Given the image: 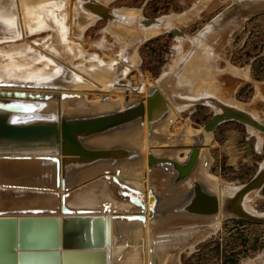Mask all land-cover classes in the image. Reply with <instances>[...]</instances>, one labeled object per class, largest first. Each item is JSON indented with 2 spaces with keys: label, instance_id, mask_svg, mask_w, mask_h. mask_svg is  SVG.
<instances>
[{
  "label": "water",
  "instance_id": "1",
  "mask_svg": "<svg viewBox=\"0 0 264 264\" xmlns=\"http://www.w3.org/2000/svg\"><path fill=\"white\" fill-rule=\"evenodd\" d=\"M82 1L84 7L90 9L93 14L104 19L111 18L112 8L102 7L92 0ZM246 1H248L249 8L243 14L264 12V0ZM242 6V2H236V5H232L228 9L229 11L227 10L228 13L224 14L229 15L233 12L234 7L241 8ZM160 20H162L161 17L143 18L139 20V24L142 27L164 28L165 26ZM165 32L170 33L173 37L186 38L175 27H170ZM193 49L194 47H192ZM187 59L188 56L176 67L172 75L186 63ZM25 95L17 92L8 94L5 91H0V98L2 96H7L8 99H13V97L15 99L31 98L30 94ZM46 98L47 96L44 97V99ZM125 100L127 103L122 109L100 110L76 115L63 114L61 123L55 117L31 119L23 123L16 121V119L12 120L14 117L12 111L24 113L31 112V110H25L24 105L15 102L0 100V160H11L10 156H14L19 160H21L20 158L29 160L28 154L36 153L37 156L46 154L48 156L46 160L51 161L55 166L54 182L56 186L59 185L60 162L56 157L50 155L56 156L59 152L69 156L67 159H63L62 163L67 175L72 173L77 177L76 179L73 178V183H75L71 187L90 180L100 172L91 171L95 174L91 178H87L89 172L81 175V173H84L82 172L83 169L99 168L108 173L114 171L117 175H128L132 163L137 164L144 159L142 151L129 141L111 148L86 144V141L95 139V136L106 134L116 127L124 128V131H126L125 136H127L137 129L140 130L146 122L149 146L147 153V201L150 220L149 264L163 263L164 258L162 255L164 254L159 251L161 243L158 240L168 236L171 241V259L167 262L169 264L189 245L197 243L200 241V237L214 231L220 210L226 213L227 216L251 223L264 224V216L252 215L245 212L240 206L243 197L247 193L253 190L258 191L264 185V165L260 167L248 183L240 189H236L232 193V197L228 196L221 199L218 183L208 174L210 159L207 151L209 134L225 121H237L263 134L264 124L257 121L251 114L222 104L216 98L210 96L206 99L190 100L193 104H205L204 101L206 100L219 108V112L212 115L203 126V129L188 130L183 128L178 132H169L168 128L173 121L174 114L166 96L157 84L147 86L145 99L140 98L129 101L126 98ZM183 101L190 102L188 98H184ZM13 106L15 108H12ZM151 148H158V151H153ZM183 149H186L185 153ZM124 161L127 164L122 166ZM102 167L104 169H101ZM21 182L14 179L11 183L5 184L2 182L0 194L6 199L3 203L5 207L1 208L4 211H0V216L7 213L27 215L54 212L40 205L22 206L18 203H11L10 201L16 199L21 201L23 196L20 195L23 194V191H39V189L45 191V188L35 181L26 182V184H21ZM114 182L122 190L124 189L132 195H138V192L133 189L132 182H126L125 179L121 178H119V182L114 179ZM67 187L63 188L64 191L68 190ZM92 192L96 194L98 201L105 198L94 190ZM114 192L115 197L127 195L126 192L119 194H117V191ZM85 193L87 191H82L79 195L84 196ZM27 194L31 193L28 192ZM67 196L69 195H66V198ZM130 199L133 205L144 209V199L139 200L135 196ZM110 203L107 201L98 204L95 211L78 206L80 208L76 212L80 214L96 212L99 214L111 211L115 214L118 209ZM70 205L72 206L73 202ZM61 210L64 213L68 212V206L65 203L62 204ZM113 220H117L118 223L126 220L143 221L144 216H133L129 219L117 217ZM17 223V247L19 251L17 254L15 251L11 252L14 255L11 264H23L25 258L36 257V255L41 257L43 255L54 256L56 259L54 264H60V260L61 264L67 262L70 264H105V253L102 249L109 246L108 217H69L65 221L62 237L57 218L23 216L17 219ZM15 227L16 219L14 217H0V230L5 231L11 249L14 246V241H16ZM61 241L64 249L61 255L50 251L54 245H60ZM113 243H124L125 248L118 257L113 259L112 264H145V256L141 251L145 248L143 237L134 241L127 236L114 235ZM138 243L142 247L139 246V251H134L133 247ZM8 264L10 263L8 262Z\"/></svg>",
  "mask_w": 264,
  "mask_h": 264
},
{
  "label": "bare ground",
  "instance_id": "2",
  "mask_svg": "<svg viewBox=\"0 0 264 264\" xmlns=\"http://www.w3.org/2000/svg\"><path fill=\"white\" fill-rule=\"evenodd\" d=\"M35 1L36 2L31 3V2H27L26 0H14V1L12 0L10 4L11 6L10 5L6 7L0 6V32H4L7 35L2 37V39H6V41H4L6 42L5 47L0 46V91H5L8 94H13L14 92L22 93L26 95L30 94L31 96V98H21V99L18 98L15 99V97H13V99H8L7 96H2L4 98L1 97L0 100L9 101L11 103L15 102L16 104L24 105L25 110H31V112L27 111L24 113H20V112L16 113L12 111V113H14L13 115L14 117L12 118V120L16 119V121L21 123L31 119H37V118L45 119L50 117L57 118L58 121L61 123L63 114L76 115V114H83V113L95 112L100 110L122 109L127 103L125 100L126 98H128L129 101L140 98H144V99L146 98L147 86L152 85L153 83L141 82L137 84V86H132L127 83H122L120 79L117 78L116 73L115 76L113 75L114 74L112 73L113 71L110 73L112 74L111 78L109 77L105 78V76L102 77L100 72L102 71L103 65H106L107 62H105L102 58H99L95 54H88L86 50L78 46L79 45L78 43L73 42L71 40L72 37L74 36L79 40L78 37L82 36V33L86 29L94 25L98 20L101 19L107 22L106 28L102 30V36L105 39L104 46L105 47L107 46L108 44L107 38L110 36H114V38L116 37L117 39L116 44L120 45L119 46L120 50H118L119 51L118 56L119 58H121V61L124 62L126 69L121 67L123 65H120L121 68L118 65L117 66L120 68L119 72L121 71L123 76L131 69L137 67L138 61L140 59L136 53L137 52L136 49L140 43L162 35L170 27H175L179 29L178 27L181 24L180 23L178 24L177 22H183V21H177L175 23V17L174 15L171 14V16L169 15L167 17L162 18V20H160L164 24L165 26L164 28L142 27L139 24V20L143 18L137 11L131 9L112 8L111 18L104 19L99 17L98 15L93 14L90 11V9L85 8L84 2L82 0H35ZM92 1L97 4H100L102 7L110 8L109 3L113 0H92ZM243 3H244L243 6L238 12L239 15L236 14L235 18H237L238 16L239 17L241 16L240 19L242 18V16L246 17V15L243 13L247 8H249V4L248 1ZM235 18L232 17L231 20L228 19V22H225L223 20V22H225L226 24L225 23H223L224 25L221 24L223 25L224 28L221 26L219 31H217L218 30L217 28H213L212 30L214 31L215 29H217L216 32H212L211 30L208 31L206 30V31L208 33L209 31H211L210 35L214 33L213 35L218 36L219 38L225 37L227 33L230 34L231 32H233V31L230 32V30L235 27L234 25L236 22V20H234ZM245 19H243V21ZM238 22L242 23L240 20L237 21V23ZM68 27H70V29H68L69 32H67L66 30ZM43 31L50 32V34L46 36L47 38H45L44 40L48 39L49 37L53 38L56 41L51 39L52 42L54 41L55 44L56 42H58L61 45V47H57L58 46L57 44H56L57 46L55 45V47L53 44L51 46L50 45L51 43L49 44V42H47L49 41V39L46 41L48 46H45L44 40H43L44 43L40 41L27 40L28 37ZM208 33H206L205 36H207ZM77 34H79V36ZM229 36L230 35H228V37ZM122 39L128 42L127 45L128 47L126 49L127 51L125 50L126 44H122L123 41ZM182 39L184 38H181V40ZM188 57L189 58L186 60V63L182 68L183 71H187L186 72L187 77H189V74L191 76L192 72L190 71L196 68L197 66L201 67L202 68L201 71H204L202 72L204 73L203 75H206L203 81H198V80L193 81L190 79L192 83L195 84L196 88L194 91L192 92L190 91V95L192 97H188L189 101L206 99L207 97L211 96L216 98L222 104H226L246 112V110L243 108L244 106L241 107L235 102V99L232 96V91L229 88L230 85L229 87L228 84L223 86L219 81L221 80V78L223 77L225 78L227 70L224 72V71L212 69V66L209 64L208 61L209 59L203 60L204 59L203 58L202 62L199 61L200 59H198L199 55L197 50L196 51L194 50L190 56L188 55ZM59 67L62 68V70L66 71L68 73V76H70L68 77L67 83L65 82V84L60 87L59 86L55 87L51 85V82L46 83V79L49 78V76L54 75L58 71ZM198 71L196 72L197 74ZM232 73H234V70L232 71ZM193 74H195V72ZM168 75L169 74H165L164 78L165 76ZM239 75H242V73ZM195 76L196 75H194V77ZM195 79H197V77ZM198 79L200 78L198 77ZM161 82L162 80L160 81V83ZM167 86L165 87L168 90L170 87ZM112 93L116 95V99H113L111 97ZM89 94H93L97 98V100L88 101L87 96ZM46 96L47 98L44 99V97ZM167 100L168 103L170 104V107L173 110V114H174L173 120L180 110L182 111L183 109H186L194 105L193 102L190 101L183 103L184 105L181 104L179 106L178 105L175 106L172 102H170L171 99L170 100L167 99ZM204 102L205 104H208L212 107L214 113L219 112V108L216 105H213L206 100ZM247 107L249 106L247 105ZM12 108H15V106H13ZM254 118L257 121H259L258 118L256 117ZM183 128L192 130V128H190L189 126H183L181 129ZM125 134L126 131H124V128L116 127L109 130L106 134L95 136V139H91L90 141L87 140L86 144H91V145L95 144L98 146H102L103 148L104 147L111 148L114 146L118 147L122 143L129 141L132 145H134L140 151H142L144 159L138 162L137 164L133 162L132 163L133 165L128 175L127 174L117 175L116 172L114 171L108 173L105 170H100L99 168L98 169L92 168V170L90 168L83 169L82 172L84 173H81V175H84L85 173L89 172L88 173L89 176L87 178L89 177L91 178L95 174L92 173L91 171H97V172L100 171V172L97 173V175L91 178L90 180L80 182L73 187H71L72 184L75 183V182L73 183L74 181L73 178L76 179L77 177L72 173H69L67 175L65 167L63 169L62 167L63 159H67L69 156L64 155L62 152H59L56 156L50 155L52 157H56L60 162L58 186H56L54 182V178L56 175L54 163H52L49 160H46V157H48L46 156V154H41L40 156H37L38 154L36 153L28 154L29 160H23L22 158H20L21 160H19L16 159L14 156H10L11 160H3V159L0 160V186L3 185L2 182H4L5 184L11 183L12 179H14L20 182L23 181L21 182V184H26V182L35 181L37 183H40V185L43 186V188H45V191H40L41 189H39V191H23V194L20 195L23 196L21 198L23 201L22 200L17 201L16 199L10 201L11 203L13 204L18 203L22 206L40 205L46 209H51L52 211H54L52 213H41V214L11 215L7 213L5 215H1L0 217H14L16 219V227H15L16 241H14V246L11 249L9 248L10 243L7 240L5 232L3 234H0V246L3 244L5 246L6 244V247L1 248L0 251H4V250L7 251L6 254L8 253V255H10L11 258L14 257V255L11 252L15 251L16 254L18 253L19 249L17 247L18 246L17 219L19 217L34 216V217L57 218L60 224V234L62 237L65 221L69 217L83 218V217L101 216L103 218L105 217L109 218V229H108L109 246H105L102 249V251L105 253V264H112L113 259L118 257V255H120V253L125 248L124 243H117V244L113 243L114 235L127 236L133 239L134 241H136L138 238L143 237L145 248L142 249L141 251L144 253L145 256L144 257L145 264H149L150 220H149V205L147 201L148 199L147 153L149 150V146L147 142L146 122H144V125L140 130L137 129L132 134L127 136H125ZM151 149L153 151H158V148H151ZM183 150L185 153L186 149ZM20 157H24V156H20ZM122 163H121L122 166L127 164L125 161ZM122 166L121 168H123ZM101 169L104 168L102 167ZM110 173L113 174L111 175ZM113 176L115 177L112 179ZM119 178L125 179L126 182L127 181L132 182V184L134 185L133 189L138 192V195H132L128 191L124 189L122 190L120 187H118L115 184L114 179H116L117 182H119ZM51 185L53 188L51 187ZM65 187L68 188L67 191H64L63 188ZM222 187L224 189H222L219 186L221 199L224 197L225 193L229 194L230 197L233 196L231 193L228 192L229 190L226 189V187L224 186ZM89 190L92 191L94 190L105 198L98 201L95 196L96 194ZM82 191L84 192L87 191V193H85L84 196H81L79 195V193ZM113 191H117V194L126 192L127 195L115 197V192L113 193ZM26 192L27 193L29 192L31 194H27ZM66 195L69 196H67L66 198ZM246 195L243 197L240 206L245 212L254 215L252 212H250L248 209L244 208L243 206V204L246 203L247 200ZM132 196L137 197L139 200L144 199V209L138 208L130 202L131 200L130 198ZM1 197L3 200L6 199L3 195L0 194V199ZM107 201L111 202L110 203L111 205L114 204V206L118 209V211L115 214L111 213V211L101 212L99 214L96 212L81 213V214L76 212V210L80 208L78 206H82V208L84 209H93V211H95V208L98 204H102L104 202L106 203ZM71 202H73L72 206L70 205ZM64 203L65 205L68 206V212L66 213H64L61 210L62 204ZM221 206H222V202H221ZM3 207H5V205L1 203L0 211H4L3 209H1ZM140 215L144 216L143 221L126 220L123 221L122 223H118L117 220H113L114 218L117 217H119L120 219L121 218L129 219L130 217L140 216ZM224 216H227L226 213H223L222 210H220L216 228L212 233L200 237V241L216 231L221 219H223ZM2 236L5 237L4 241ZM158 241L161 243L159 245L160 248L159 251L163 252L164 254L162 255L164 258L162 264H167L168 260L171 259V253H170L171 252L170 248L172 246L171 241L168 238V236H165L164 238H162V240H158ZM139 246L140 248L142 247L140 243L134 245L133 250L137 251ZM193 247L194 244L189 245V247H187L185 250H189ZM63 250L64 249H63L62 241L60 242V245L58 246L54 245L50 249V251H54L55 253L57 252L60 255ZM44 256L45 255H43V257L36 255V257H31V258L27 257L24 259L25 261H23V264L56 263V259L54 256L51 257L48 256L44 257ZM259 261L261 263L264 262V255L260 256ZM260 262L259 264H261ZM60 264H61V260H60ZM66 264H70V263L67 262ZM241 264H253V262L250 261V263L246 262Z\"/></svg>",
  "mask_w": 264,
  "mask_h": 264
},
{
  "label": "rangeland",
  "instance_id": "3",
  "mask_svg": "<svg viewBox=\"0 0 264 264\" xmlns=\"http://www.w3.org/2000/svg\"><path fill=\"white\" fill-rule=\"evenodd\" d=\"M11 1L12 0H0V6H9ZM26 1L31 3L36 2L35 0ZM244 1L246 0L111 1L109 3L110 8L135 10L142 18H164L172 14L175 17V23L184 19V23H177L181 24L178 28L186 36L185 39L181 40V38L173 37L170 33L165 32L160 36L143 41L136 49V53L140 59L137 67L128 71L124 76L121 71L119 72L121 67L126 69V66L118 56L120 45L116 44V37H108V44L106 47L104 46L105 39L102 36V30L107 26L106 21L100 19L94 25L86 29L82 33V36L77 34L80 41L75 36H71V40L78 43V46L86 50L88 54H95L107 62L106 65H103L102 71L100 72L102 77L111 78L112 74L110 73L113 71V75L115 76L116 73L117 78H119L122 83H127L132 86H137V84L141 82L156 83L161 90L163 87L162 91L164 95H168L166 96L167 99H171L170 102L175 106L184 105L183 103L186 102H184L183 99L192 97L190 91H194L196 86L191 80L203 81L206 77V75L202 73L204 71H201L202 68L197 65V67L194 66L196 70L192 68V70L189 69L191 70L190 72H192L191 76L189 74V77H187V71H183L182 69L184 65L179 69L180 71L178 70L172 75L182 60L188 55L190 56L194 50H197L199 61L202 62L203 58V60L209 59L208 61L212 69L224 72L227 70L225 75L226 79L223 77L219 80L221 84L223 86L228 84V87L230 85L229 88L232 91L235 102L241 107L244 106L243 108L247 113L258 118V120L264 124V104L259 108H257V103L254 104L256 108L252 107L253 102H251L250 105L247 104L248 84H246V70L249 69L248 66H254V62L260 58L256 56L264 46V12L260 11L251 15L249 14L246 15V17L242 16L240 19L241 16L235 18V15H239L238 12L241 8L234 7L232 10L233 12L229 13V15L224 14L228 13V9H230L232 5H236V2L243 3ZM232 17L236 20L234 24L235 27L232 28V26L230 30V32H233L230 34L227 33L225 37L221 38L213 35L214 33L210 35L213 28H217L218 30L215 29L212 32H216V30L219 31L221 26L223 27V23L228 22V19L231 20ZM243 19L245 20L243 21ZM223 20L225 22H223ZM239 20L242 23H237ZM206 27H209L206 29L207 31L211 30L209 33L205 30ZM68 29H70V27L66 29L67 32H69ZM206 33H208L211 38L208 35L205 36ZM49 34L50 32L48 31L39 32L28 37L27 40L45 42V46H48L47 42H49L51 46L53 44L55 47L57 44V47H61L58 42H56V44L54 43L56 40L53 38L49 37V41H47L48 39L44 40ZM228 35L230 36L228 37ZM3 36L7 35L4 32H0L1 47H5L6 45V42H4L6 39H2ZM51 39L54 41L52 42ZM122 44H126V50L128 42L123 40ZM192 47H194L193 50ZM253 58L256 60L253 61ZM117 65L119 67L120 65L123 66L119 68ZM259 66H262V63L258 62L256 70H260ZM193 70L195 74H193ZM231 70H234V73H232ZM197 71L198 74L196 73ZM241 73L242 75H239ZM165 74L169 75L164 78ZM194 75L196 76L194 77ZM68 77H70L68 73L59 67L54 75L46 79V83L51 82V85L60 87L63 86L65 82L67 83ZM196 77L197 79H195ZM198 77L200 79H198ZM161 80L162 82L160 83ZM165 86L170 87L169 89L171 91L169 89L167 90ZM111 97L116 99V95L113 93ZM87 98L88 101L97 100L93 94H89ZM247 105L251 106V108L247 107ZM213 114L214 110L211 106L201 103L194 104L177 113L169 126V130L170 132H178L183 126L201 130ZM207 151L210 159L208 174L211 178L213 177L212 179H216L215 181L222 189H224L222 187L224 186L229 190L228 192L232 194L236 189H240V187L248 183L260 167L264 165V134L237 121H225L219 124L215 130L209 134ZM226 196L228 197L230 195L225 193L224 197ZM246 198V203L243 204L244 208L248 209L256 216H264V185L258 191H250L246 195ZM263 255L264 224H256L236 217L224 216L213 234L195 243L193 248L183 250L174 258V261L171 263L169 262V264H241L246 262L250 263V261L253 262V264H259L260 256ZM261 264H264V262Z\"/></svg>",
  "mask_w": 264,
  "mask_h": 264
},
{
  "label": "crops",
  "instance_id": "4",
  "mask_svg": "<svg viewBox=\"0 0 264 264\" xmlns=\"http://www.w3.org/2000/svg\"><path fill=\"white\" fill-rule=\"evenodd\" d=\"M180 21H184V19L180 20ZM249 32V31H248ZM256 57H260L256 62H254V66H248L249 69L246 70L247 72V80H246V84H248L247 86V104H251V102H253V108L255 107V103H257V108H259L262 104H264V46L262 47L260 53L256 56ZM256 59L253 58V61H255ZM259 63H262V66H259L260 70H256V65ZM255 68V69H254ZM249 108H251V106H249ZM1 203H4V200L0 199V205ZM3 234L5 231L4 230H0ZM3 237V236H2ZM3 237V241H4ZM6 247V244L4 246L1 245V248ZM4 250V249H3ZM7 251H0V264H8V262L11 264V257L10 255H8V253L6 254Z\"/></svg>",
  "mask_w": 264,
  "mask_h": 264
}]
</instances>
